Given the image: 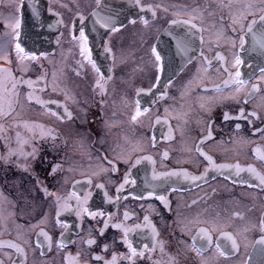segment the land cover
I'll list each match as a JSON object with an SVG mask.
<instances>
[{"label":"flooded vegetation","instance_id":"1","mask_svg":"<svg viewBox=\"0 0 264 264\" xmlns=\"http://www.w3.org/2000/svg\"><path fill=\"white\" fill-rule=\"evenodd\" d=\"M101 2L102 13L115 18L119 31L109 32L94 25L90 13L96 8V0H24V7L18 12L19 0H0V34L6 31V21L19 17L22 22V46L38 56L41 52L48 54L30 63L23 73L24 79L37 81L36 93L42 100L59 102L47 103L44 107L30 103L26 97L32 89L21 85L19 95L13 97L15 111L8 118H0L3 128L0 131V157L6 156L10 149L15 150L7 161L0 158V241H13L24 248L27 264H104V261L112 259L113 253L118 257L117 264H129L121 258V254L128 252L122 243V231L112 225L123 223L131 227L143 224L147 215L159 233L158 240L163 243V251L158 245L150 259L146 252L143 258H136L135 264H171L172 258H175V264H264L261 245L256 243L264 235L259 230L260 219L264 217V191L233 183L235 177L225 178L228 171L224 175L210 171L207 183L201 182L200 186L187 181L172 186L162 184L157 192L167 197L170 209L155 197L136 198L146 188L145 181L151 180L153 167L158 173L173 169H186L195 175L204 172L207 161L196 152V144L201 136H207L209 120L212 121L214 139L205 142L203 151L212 156L216 164L239 163L245 168L251 165L264 173V159L260 158L264 156V134L254 133L255 128L264 127V101L258 96L256 101L244 103L242 93L239 104L233 100H207V97L229 95L228 91L214 93L212 89L216 85L222 86L229 78V72L235 71L232 66L234 50L223 42L219 47L205 44L201 49L197 38L191 50L182 55L177 51V38H183L187 29L183 25L169 24L171 19L187 18L174 17V11L196 6L205 9L206 23L218 21L220 16H224V23L227 24L229 10L219 6L221 0H140L139 5L135 0ZM223 3H228V0H223ZM62 4H67V7H62ZM157 4L162 7L156 8ZM149 5L155 10V17ZM163 6L169 10L163 11ZM77 11L86 18L85 31L93 58L105 75L113 77L104 96L95 87V73L91 66L86 61L83 68L77 64L82 59L77 43L72 40L73 34H79ZM208 11H214L215 15L207 16ZM142 16L149 22L147 27L140 19ZM228 35L232 33L229 31ZM105 44L115 56L114 67L112 57L105 52ZM152 46L163 57L162 71L154 66ZM201 50L212 62L210 66L203 63ZM217 53L228 63L215 59ZM240 54L245 60L241 65L244 78L247 79L252 71L249 65L259 74L258 66H264V58L247 50V47ZM188 57H191V63H187ZM11 58L12 64L0 61V66L9 68L14 76L20 77L14 52ZM109 68H112L111 72ZM54 72L60 88L68 89L76 102L65 101L62 92L52 91ZM170 79L172 85L167 86ZM189 81H192L191 85ZM153 84L156 87L151 92L136 95L137 89H147ZM260 87L264 89V84ZM41 88L44 90L41 91ZM204 88L208 89L207 93L203 92ZM159 90L167 91L168 96L161 99ZM4 95L7 97L8 93ZM201 97L205 99L201 100ZM137 99L142 108H149L150 112L142 115L139 123H132L130 115ZM101 100L105 103L101 104ZM201 103L206 106L211 103V111L201 109ZM65 104L72 113L71 120L61 122L45 111L46 107L63 114ZM166 107L170 109L167 114ZM241 107L246 114L257 112L260 119L240 117ZM184 112L188 114L186 124L181 115ZM225 113L230 119L225 120ZM157 116L161 118L160 123L155 122ZM165 117L167 124L164 123ZM25 123L55 128L59 138L55 142L40 139L39 128L29 131ZM236 124H240L239 130H236ZM169 125L173 129V139L165 140ZM20 140H27L28 143L21 145ZM137 141L143 150L131 153L132 160L150 156L155 164L142 161L132 169L131 179L136 184L130 183L122 193H117L128 165L117 160L116 156L127 153ZM33 148L37 150L35 158L18 154L21 149L24 153H31ZM165 152L167 156H164ZM104 156L115 163L117 171L92 175L98 163L107 166L106 161L97 160V157ZM56 164L62 167L53 174L52 167ZM69 167L73 171L69 172ZM89 178L93 181L91 185L87 183ZM240 178L256 183L247 172H242ZM97 184L103 187H96ZM172 187L176 191H172ZM45 188L47 193L43 190ZM73 190L81 196L91 191L87 207L92 212L102 211L104 215L93 219L85 213L80 219L75 211L63 212L59 219L68 225L65 230L57 224V196L62 203L63 198ZM105 193L110 200L106 199ZM118 195L119 201L116 200ZM193 200L197 203L192 204ZM125 212L129 214L128 219L124 217ZM197 218L200 222H193ZM105 221L108 222L107 227ZM214 224L217 226L215 230ZM185 227L189 231L182 232ZM200 228L208 229L213 238V247L203 253L204 261L190 248L192 237ZM41 231L51 237V250L44 237L38 235ZM61 232H64L63 237ZM221 232L231 233L239 246L228 258L215 255L217 241L231 249V241L221 236ZM130 237L134 246L142 247L145 243L151 246L150 231L147 229L131 233ZM61 239L64 244L58 250L57 242ZM89 239L95 243L88 244ZM196 243L200 246L204 241L198 238ZM4 252H10L11 259L19 260L14 249L5 247L0 250V259L4 260V264H11ZM94 255L103 259L97 262Z\"/></svg>","mask_w":264,"mask_h":264},{"label":"snow or ice","instance_id":"2","mask_svg":"<svg viewBox=\"0 0 264 264\" xmlns=\"http://www.w3.org/2000/svg\"><path fill=\"white\" fill-rule=\"evenodd\" d=\"M137 5L140 4V0H135ZM62 7H67V4H62ZM221 8H227L228 12V23L225 24V17L220 16L218 21L212 20L209 22H205V9H202L199 6L192 7L191 9H187L185 7L184 11H174L172 15L174 17H187L186 19L183 18H176L171 19L169 21L170 25H183L187 31L183 38H177V51L180 52L182 55L187 54L192 47V44L195 43L196 39H199L200 47L203 49L205 44H208L210 47L215 45L219 47L221 43H227L234 51H233V60L232 66L235 69L234 72H229V78L223 82V85H216L213 87L212 91L214 93H222L224 91H228V96H212L207 97L209 102L211 101H223V100H233L236 103H241L240 101V94L242 93L244 96V103H251L259 99L264 101V89H261L260 84H264V66H258L259 74H256L255 68L252 65L249 67L252 69L251 73L249 74L248 78L245 79L242 72H241V65L245 63V60L241 57V52H243L246 47L247 50L257 53L261 58H264V0H228V3H221L219 5ZM24 7V0H19V3L16 7V11H20ZM79 5L77 4V8ZM150 10H152V15L155 17L156 12L151 5L148 6ZM156 8L162 7L161 5L157 4ZM235 8V11H233ZM103 4L101 0H96V8L92 10L90 13L91 18L93 19L94 25H99L102 29H107L109 32H117L119 28L117 27L115 18L110 14L102 13ZM143 11V7H141ZM169 9L166 6H163V11L167 12ZM49 11H52L49 8ZM59 16V13H56ZM215 15L214 11H208L207 16L212 17ZM76 17L80 20V27L78 29V36L75 34L72 35V40L77 43L79 47V55L82 57L80 61H77V64L83 68L84 62L86 61L88 65L91 66L92 71L95 73V87L99 89V94L104 96L107 94V87L109 81L113 79L111 75H105V73L101 70L96 59L92 56V51L89 48V36L86 34L85 31V16L80 13L79 11L76 12ZM143 24L147 27L148 20L145 19L143 16L140 17ZM63 21H58V23H62ZM135 23V21H132ZM123 26V25H121ZM6 31L3 34H0V61H4L8 64L13 63L12 53H15V63L17 64L18 70L21 72L20 77H16L13 75V72L7 68L0 66V118H8L10 117L13 112L15 111L14 108V100L13 97L19 95L18 88L21 85H27L29 89L32 91L27 93V101L28 102H35L36 104L41 105L44 107L47 103H56L58 101H44L41 97L36 93V86L37 81H33L31 79L25 80L23 77V73L27 71L29 65L33 61H38L39 57H47V53L41 52L39 56L36 52L27 50L26 47L22 46V22L19 17H13L10 21H6L5 23ZM231 32L232 35H228V32ZM207 35V38H206ZM214 37V39H213ZM59 38L57 39V43H59ZM239 48V51H235V49ZM105 52L108 53L113 60V67L115 66V56L112 53L111 48L105 44L104 45ZM151 54L154 57V66L162 71L163 70V57L155 46L151 47ZM200 56L203 60L205 65L210 66L211 61L204 56L203 50H201ZM215 59L223 62L228 63L225 57H223L220 53H217ZM191 57L187 58V63H191ZM264 63V60H262ZM207 71V68L203 69ZM109 72L112 71V68L108 69ZM200 69H198V72ZM227 71V69H225ZM79 75V71L76 73ZM157 82H159V76L156 77ZM192 81H189V85H191ZM172 85V80L168 81L167 86ZM250 85V86H249ZM47 81H45L44 88H46ZM156 84H153L151 87L144 89L139 88L136 91V95L140 96L143 92H151L152 88H155ZM188 86L186 85V88ZM44 88L40 90L43 91ZM52 91L57 92L60 91L63 93L65 101L71 100L76 102L75 96L66 88L62 89L57 82V75L53 73V83H52ZM160 91V98H164L168 96L167 91L159 90ZM8 93L6 97L4 93ZM204 93L208 92L207 88L203 89ZM181 95H184L182 93ZM205 97H201V100H204ZM105 101L101 100V104H104ZM200 108L210 112L211 111V103L207 106L205 103L200 104ZM45 111L55 117L57 120L63 122L65 119L71 120L72 113L69 111L67 104L64 105V112L60 114L55 111H51L45 107ZM170 109L165 108V113H169ZM150 112L149 108H142L141 102L139 99L135 101L134 111L130 115V122L132 123H139V118ZM184 119V123L188 122L187 120V112L181 114ZM240 117L244 119H248V116L253 117L256 120H259V116L257 112L252 111L249 113H245V109L243 107L240 108L239 111ZM179 118V117H177ZM225 120L230 119L227 113L224 114ZM156 123L161 122V118L159 116L156 117ZM164 123H168L167 117L164 119ZM248 123L251 125L252 121L249 120ZM29 131H33L35 128H39V138L40 139H51L55 142L59 138V133L55 128L51 127H44L43 125H29L27 123L24 124ZM240 124H236V130L240 129ZM207 136H201L199 141L196 144V152L202 156L207 161V167L205 168L204 172L200 175H195L189 173L186 169H173L168 172H156L155 168L153 167V171L151 174V180H146V188L140 193V195L136 198L139 199H146L155 197L156 199L160 200L166 208L170 209V203L166 196L158 195L157 190L161 187L162 184H168L172 186L180 181H187L197 186H200V183H207V177L209 172H215L219 175H224L225 171H228V176L225 178L235 177L233 179V183H240L242 185H247L249 188L259 189L264 191V173L258 171L255 167L249 165L246 168L242 167L239 163L237 164H216L213 160L212 156L208 155L203 151V146L206 141H213L212 135V121H207ZM0 131H3L2 126H0ZM254 133H261L264 134V127L255 128ZM20 134L17 133V137L19 138ZM153 146H155V138L153 137ZM173 139V129L169 125L168 134L165 136V140H172ZM222 142V141H221ZM28 143L27 140H20V144L23 145ZM143 150L140 146L139 141L134 143L132 147L128 150L127 153H121L116 156L117 160L122 161L125 165H128L126 169L122 182L117 187V193H122L125 186L128 184H136L134 179H131L132 176V169H134L137 165L141 164L142 161L148 160L153 165L155 162L152 160L150 156H143L137 157L134 161L131 158V153ZM15 150L10 149L9 153L4 156L0 157L3 158L5 161L9 159V157L13 154ZM258 151V150H257ZM37 150L33 148L31 153H24L22 149L19 151V155L24 156H32L35 158ZM164 156H167V152L164 153ZM264 159V156L260 157ZM97 160L106 161L107 166L104 163H98L96 169L92 172V175H99L100 173H107L110 171H117L116 165L112 160H108L107 156L104 157H97ZM62 167L61 164L53 165L52 173L55 174L57 170ZM234 170V171H233ZM68 171L71 172L73 169L71 167L68 168ZM242 172L249 173L250 177L256 181V183H252L249 179L240 178V174ZM175 178V179H173ZM76 183H79L77 181ZM87 183L91 185L93 181L89 178ZM96 187H103L102 184H97ZM47 193V189H43ZM172 191H176L175 187H172ZM146 193V195H145ZM49 195H56L55 193H49ZM91 191L85 192L82 196L78 194L75 190L69 193L67 197L63 198V202L61 203V198L57 196V224L60 225L61 228L67 230L68 225L61 222L59 217L63 212L67 211H75V214L78 218L83 219L84 214L91 216L95 219L96 216H103L104 213L102 211L92 212L87 207L88 200L91 198ZM106 199L110 200L111 198L107 197V193H105ZM120 196L116 197V200L119 201ZM74 201V203L72 202ZM197 201L193 200L192 204H196ZM151 207V205L149 206ZM111 215V214H110ZM236 216H241L240 213H234ZM125 219L129 218V214L127 212L124 213ZM193 222H200L197 218ZM108 226V222L105 221V227ZM115 228H118L122 231V243L126 246L128 252L127 254H121V258L126 259L129 261V264H135L136 258L141 257L143 258L146 252L149 254V259L151 258V253L155 251L156 247L159 245L160 250L163 251V243L158 240L159 233L157 232L155 225H153L149 221V217L146 215L144 217L143 224H133L131 227L124 225L123 223H117L112 225ZM20 227V226H18ZM217 226L214 224L213 229L215 230ZM147 229L150 231L151 237V246L145 243L142 247L134 246V241L131 239L130 234L137 232L138 230ZM259 230L261 233H264V217H261L259 222ZM182 232L189 231L186 227L181 229ZM247 231V229H245ZM39 236H43L45 242L49 250H51V237L47 235V233L41 231L38 233ZM64 232H61V237H63ZM101 235H103V229L101 230ZM221 236L226 237L229 241H231V249L229 250L226 245H222L218 241L215 243V255L218 257L228 258L232 252L238 250V243L235 237L231 233L221 232ZM204 241L201 243L200 246H197V239ZM192 244L190 248L195 254L202 258L204 261L203 253L207 252L209 248L213 247V238L208 229L200 228L197 231V235L192 237ZM88 244H93L95 241L89 239L87 241ZM261 245V253L264 254V235H261L259 241ZM64 241L61 239L57 242V249L63 247ZM14 249L15 253L19 257V260L11 259L10 252H4V256L8 257L11 260V264H27V253L20 245L16 244L13 241H0V250L4 248ZM107 249V245H105V250ZM97 262L103 259L100 256L93 257ZM118 257L115 253H113L111 260L104 261V264H117ZM0 264H4V260L0 259ZM171 264H175V258H172Z\"/></svg>","mask_w":264,"mask_h":264}]
</instances>
